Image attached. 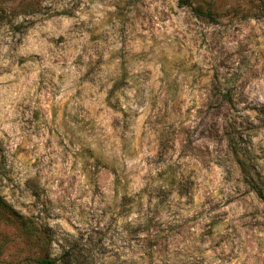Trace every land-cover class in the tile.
Returning a JSON list of instances; mask_svg holds the SVG:
<instances>
[{
    "label": "rangeland",
    "instance_id": "374dc122",
    "mask_svg": "<svg viewBox=\"0 0 264 264\" xmlns=\"http://www.w3.org/2000/svg\"><path fill=\"white\" fill-rule=\"evenodd\" d=\"M188 1L0 0V264H264V0Z\"/></svg>",
    "mask_w": 264,
    "mask_h": 264
},
{
    "label": "trees",
    "instance_id": "16d2710c",
    "mask_svg": "<svg viewBox=\"0 0 264 264\" xmlns=\"http://www.w3.org/2000/svg\"><path fill=\"white\" fill-rule=\"evenodd\" d=\"M178 3L181 6H189L195 13L199 15L200 13L204 15L207 13L204 12L202 8L192 5L188 0H178ZM227 97L228 96H225L223 99L228 100L229 98ZM231 147L233 148V151L236 152V148L234 144H231ZM242 166L243 164L241 163V167ZM253 190L255 191V193L259 198L264 200V193L261 188H259L258 186H253ZM0 210L12 216V218L17 223V225L20 226L25 237L30 239L36 246L45 247L49 245L51 241V235L46 230L42 229L40 224L36 222L34 219H32L31 217H24L15 209L10 207L7 204V202L1 197H0ZM30 260L32 262H30ZM30 260H26L21 264H56L58 259L46 252L43 256L32 257L30 258Z\"/></svg>",
    "mask_w": 264,
    "mask_h": 264
}]
</instances>
